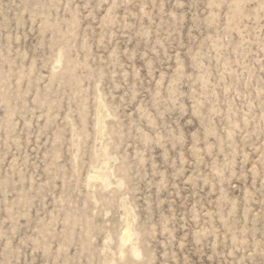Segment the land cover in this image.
I'll list each match as a JSON object with an SVG mask.
<instances>
[{
  "label": "rangeland",
  "instance_id": "374dc122",
  "mask_svg": "<svg viewBox=\"0 0 264 264\" xmlns=\"http://www.w3.org/2000/svg\"><path fill=\"white\" fill-rule=\"evenodd\" d=\"M0 264H264V0H0Z\"/></svg>",
  "mask_w": 264,
  "mask_h": 264
},
{
  "label": "bare ground",
  "instance_id": "6f19581e",
  "mask_svg": "<svg viewBox=\"0 0 264 264\" xmlns=\"http://www.w3.org/2000/svg\"><path fill=\"white\" fill-rule=\"evenodd\" d=\"M126 233H127V232H126ZM126 233H125V235H126ZM128 234H129V233H128ZM125 235H123V236H125ZM129 235H130V234H129ZM129 235H126L125 238L122 237V238L125 239V241L128 242V243L131 241V239H130L131 237H130ZM126 242H125V243H126ZM125 243H124V244H125ZM131 243H132V242H130V244H131ZM134 244H135V242H134ZM134 244H133V245H134ZM126 246H128V244H127Z\"/></svg>",
  "mask_w": 264,
  "mask_h": 264
}]
</instances>
